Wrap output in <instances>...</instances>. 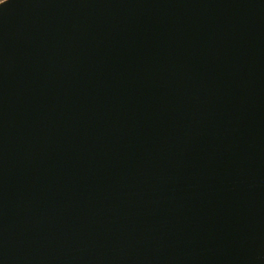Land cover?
Wrapping results in <instances>:
<instances>
[{"label": "water", "instance_id": "obj_1", "mask_svg": "<svg viewBox=\"0 0 264 264\" xmlns=\"http://www.w3.org/2000/svg\"><path fill=\"white\" fill-rule=\"evenodd\" d=\"M0 264H264V0L0 2Z\"/></svg>", "mask_w": 264, "mask_h": 264}, {"label": "trees", "instance_id": "obj_2", "mask_svg": "<svg viewBox=\"0 0 264 264\" xmlns=\"http://www.w3.org/2000/svg\"><path fill=\"white\" fill-rule=\"evenodd\" d=\"M2 1H4V0H0V2H2Z\"/></svg>", "mask_w": 264, "mask_h": 264}]
</instances>
